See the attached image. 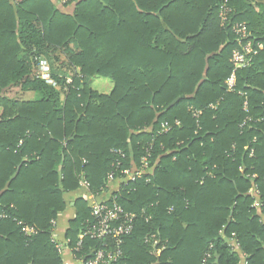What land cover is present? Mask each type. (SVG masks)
<instances>
[{
	"label": "trees",
	"instance_id": "trees-1",
	"mask_svg": "<svg viewBox=\"0 0 264 264\" xmlns=\"http://www.w3.org/2000/svg\"><path fill=\"white\" fill-rule=\"evenodd\" d=\"M239 22L264 43V0H0V264H64L66 194L82 178L104 190L149 154L109 200L135 214L112 264H264V48L230 90ZM75 209L77 258L114 253V238L84 235L88 202Z\"/></svg>",
	"mask_w": 264,
	"mask_h": 264
},
{
	"label": "built area",
	"instance_id": "built-area-1",
	"mask_svg": "<svg viewBox=\"0 0 264 264\" xmlns=\"http://www.w3.org/2000/svg\"><path fill=\"white\" fill-rule=\"evenodd\" d=\"M77 1L79 0H54V2L58 6L67 5L70 3L75 4ZM226 2L221 6L220 10V17L223 23L228 21V15L231 12ZM233 30L239 38L240 48L235 49L232 55L234 70L227 79V84L230 90H232L235 86L236 70L247 66L250 63L253 55L257 53V50L260 48H264V43L253 42V40L250 38L251 33L245 23L239 22L233 24ZM37 76L53 86L57 85L56 80L52 77L51 65L46 59L40 60ZM69 79L68 83H70ZM163 128L164 130H168L169 124L164 123ZM149 155L143 158V165L140 170H136L135 172L125 170L124 173L129 176L127 178L128 180H135L137 178H140L143 172L150 168L148 160ZM85 183L87 184L86 181ZM252 192L258 194V190L256 189ZM91 214L94 217L95 222L84 235L90 234L92 237L100 239L112 237L115 239L117 250L112 253L102 248L96 249L93 251L92 255L89 258H86L84 264H112L113 261L122 253L121 245L123 243L124 237L130 235L133 231L135 214L126 212L121 205L114 201L93 202L91 204ZM0 217L6 218L7 214H1ZM22 232L30 236L37 234L38 230L34 226L25 224L22 227ZM84 235H82L81 238H83ZM148 240L152 241L153 245L159 243V238L155 234L150 235L148 237ZM234 245L238 246V243L234 241ZM80 246L81 242H79V247ZM210 257L211 254L207 252L203 260V264H208V259Z\"/></svg>",
	"mask_w": 264,
	"mask_h": 264
},
{
	"label": "crops",
	"instance_id": "crops-1",
	"mask_svg": "<svg viewBox=\"0 0 264 264\" xmlns=\"http://www.w3.org/2000/svg\"><path fill=\"white\" fill-rule=\"evenodd\" d=\"M14 3H17L21 0H11ZM111 82V81H110ZM113 86V85H112ZM143 175V174H142ZM129 176L126 175L125 178L114 179L109 177L108 187L100 191L92 192L88 183H85V180L82 178L80 181V187L76 191L69 192L66 194L67 202L69 203L68 209L60 213L59 218L54 221L55 232L54 239L56 242H59L61 256L64 264H84V261H81L77 258L74 249L69 245V241L66 238L67 231L70 227L71 219L76 216L75 201L77 198H83L88 202V205L91 209V204L95 201H109L110 198L114 195V192L120 189V185L127 181ZM255 190V189H254ZM253 191V190H252ZM82 235L80 236V238Z\"/></svg>",
	"mask_w": 264,
	"mask_h": 264
},
{
	"label": "rangeland",
	"instance_id": "rangeland-1",
	"mask_svg": "<svg viewBox=\"0 0 264 264\" xmlns=\"http://www.w3.org/2000/svg\"><path fill=\"white\" fill-rule=\"evenodd\" d=\"M70 83L72 82V79H69ZM94 87L102 92L109 93L112 90V83L107 78H98L94 81ZM31 96V95H30ZM64 96L62 95V98Z\"/></svg>",
	"mask_w": 264,
	"mask_h": 264
},
{
	"label": "water",
	"instance_id": "water-1",
	"mask_svg": "<svg viewBox=\"0 0 264 264\" xmlns=\"http://www.w3.org/2000/svg\"><path fill=\"white\" fill-rule=\"evenodd\" d=\"M181 98L179 97V98H177V99H175L169 106H168V108L169 107H171V106H173L175 103H177L179 100H180Z\"/></svg>",
	"mask_w": 264,
	"mask_h": 264
}]
</instances>
